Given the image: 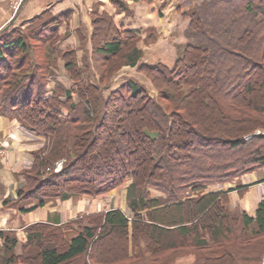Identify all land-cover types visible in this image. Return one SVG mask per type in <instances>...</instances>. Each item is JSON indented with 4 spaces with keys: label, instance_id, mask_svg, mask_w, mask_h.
Wrapping results in <instances>:
<instances>
[{
    "label": "trees",
    "instance_id": "1",
    "mask_svg": "<svg viewBox=\"0 0 264 264\" xmlns=\"http://www.w3.org/2000/svg\"><path fill=\"white\" fill-rule=\"evenodd\" d=\"M111 1L117 9H126L122 0ZM210 11L222 28L201 37L200 17ZM184 16L189 19L186 41L171 67L138 64L141 50L134 44L122 56L125 65L143 72L155 88L157 83H167L182 90L179 98L167 93L161 96L158 89L155 98L150 97L132 79L103 95L118 69L106 81L96 70L95 81L82 83L75 51L57 47L56 26L68 20L69 13L52 15L46 10L0 29V114L52 143L50 158L42 152L34 154L18 200L34 199L36 207L74 195L95 197L130 178L127 207L132 213L129 217L112 208L61 225H29L20 254L14 253L15 238L6 237L0 264H68L88 248H96L102 238L119 235L124 239L123 256L128 259L141 258L144 249H137L138 242L147 249V240L153 239L164 249L189 243L200 251L219 246L214 251L220 255L205 258L204 264H238L233 251L241 255L243 264L260 263L264 243L256 246L259 241L255 240L264 236V200L252 217L234 213L226 205V194L244 186L199 192L208 183L229 181L264 166V134L244 139L264 129V0H210ZM96 17L105 19L111 35L98 46ZM92 26L94 69L95 54L100 55L99 61L118 58L124 45L139 40L135 31L119 28L106 14H93ZM32 42L40 43L41 58ZM57 58L77 84V101L60 83L47 89ZM99 66L112 69L103 63ZM192 104L215 117L219 116L217 107L232 133L205 134L200 119L186 130L189 139H183L182 121L193 116L194 110L188 107ZM98 140L104 144L101 154L112 156L114 163L85 164L89 147ZM60 158L65 159L60 171L45 172ZM148 188L165 197L151 198ZM187 189L194 195L184 196ZM69 232L74 233L72 237ZM105 247L104 251L116 250L107 241Z\"/></svg>",
    "mask_w": 264,
    "mask_h": 264
},
{
    "label": "crops",
    "instance_id": "2",
    "mask_svg": "<svg viewBox=\"0 0 264 264\" xmlns=\"http://www.w3.org/2000/svg\"><path fill=\"white\" fill-rule=\"evenodd\" d=\"M122 1L125 2L126 9H117L111 0H27L18 13H15L14 25L21 24L46 10L52 15L69 13L68 20H62L56 26L59 35L57 47L62 51L72 48L76 51L78 59L84 57L86 68L93 71L92 81L96 79L92 55L93 14H106L119 28L135 31L140 38L138 48L142 51L139 64L154 65L162 62L170 66L176 57V48L185 43L184 31L189 23L188 18L176 13L169 14L172 4L170 0ZM165 14L171 17L166 20ZM7 23L6 18L2 19L0 29ZM172 26L176 33L170 30ZM130 69L133 68L127 66L121 73L125 74ZM51 70L53 76L48 80L47 89H52L56 82L65 87V82L57 78L58 74H65L64 62L57 58ZM119 78L117 75L111 83L115 84ZM45 142V137L28 131L15 119L0 114V250L6 237H13L14 253L20 254L27 239L25 229L35 223L61 225L82 215L106 212L112 207L120 209L129 217L132 215L125 211L128 185L121 189V192L112 190L99 198L74 195L63 200H48L44 205L36 207L34 199L18 200L19 189L26 181L24 173L32 169L34 154ZM259 174L264 178V171ZM149 193L151 198L159 196V193L153 190H149ZM229 198L231 204L237 201L248 216H254L257 202L253 191L249 190L237 200L238 191L232 190L229 192ZM73 234L69 232L68 236L72 237ZM131 254L130 247L129 255Z\"/></svg>",
    "mask_w": 264,
    "mask_h": 264
},
{
    "label": "rangeland",
    "instance_id": "3",
    "mask_svg": "<svg viewBox=\"0 0 264 264\" xmlns=\"http://www.w3.org/2000/svg\"><path fill=\"white\" fill-rule=\"evenodd\" d=\"M26 1L27 0H24V2L19 6V8L22 5H24V3ZM16 2H17V0H0V22H2V19H5V18H6L7 22H9L10 19H12L13 16L15 15V13L16 12L18 13L19 9L16 10V12L14 10ZM170 2L172 4H170V8L168 7L170 9L169 14L170 13H176L179 16H184V14L186 12L199 7L203 3H208V2H210V0H170ZM212 13L213 12L210 11L204 15H201V17H200L201 22L198 24L199 25L198 31L200 32L201 37H203L204 35H207L208 31H210V30L214 31V30H220L222 28V26L220 25L221 24L220 19H218L216 15L214 17H211L213 15ZM179 16H177V17H179ZM165 17H166V20H168L169 17H171V15L168 16L165 14ZM64 21L66 22V20H64ZM188 21H189V19H188ZM95 26H96L95 45L98 46L99 42H103L107 39H110L111 35L108 34L109 32H108L107 24H106V21L104 18H103V20H100L99 17H96ZM170 30L174 31V26H172ZM172 33H176V31H174ZM139 43H140V38H139V40H137L135 42H131V43L124 45L122 47L121 57H118V58H113V59H111V58L105 59L104 58V59L99 61L100 55L95 54L97 69L95 67L94 73L96 70L99 72L101 71V73L105 76L104 80L106 81L108 79V77L110 76V73L115 72V70L118 69L117 72L113 76L114 77H116L117 75L120 76L119 80L115 84L110 83V85H109L110 89L105 90L103 92V95H108V93L110 91H113L116 88H118V86L122 82H124L125 80L132 79V80H135L136 82H138L139 84H141L143 87H145V89L147 90V93H148V95H150V97L155 98V96H156V94H158V90H159L160 93L162 94L161 96H163V94L167 93V94H170L174 98L175 97L179 98L182 95V90H180L179 88H175L176 86H173V84H167V83H157L158 88H155L151 84L150 79L143 72L138 71V69L136 67H130L129 66L130 68H133V69L127 70V72L125 74L121 73V71L125 67H127V65H125V58L122 57L123 54L125 53L126 49L131 47L132 44H134L136 47H138ZM32 44L34 46H36V48H38L37 49L38 50L37 51L38 57L41 58V53L39 50V47L41 46L40 43L32 42ZM184 44L181 46H178L176 48V52H177L176 57L178 55H180V53L182 51V47L184 46ZM71 49L72 48H66V50H71ZM141 54H142V51H141ZM76 61H77L76 62L77 66L80 68L81 73H82V77H81L82 83L91 82L92 81L91 77H92L93 71L88 70L86 68L85 58L81 56V58L78 59L76 56ZM100 63H103V65L107 64L108 67H111L112 69H107V66L105 67L106 69L104 68V66L100 67L99 66ZM138 64H139V62H138ZM162 64L166 65L165 63H162ZM172 64L170 65V67L172 66ZM203 64H204V62H202V61L199 63L200 66H202ZM65 76H66V81H65ZM57 78L59 79V81L65 82V88L71 90L72 98L75 101H77L78 94L75 91L77 84L72 79H70V76L68 75V73L65 71L64 76L62 74H58ZM138 79L140 81H138ZM78 83H80V82H78ZM162 102H164V100H162ZM243 103H245V102H243ZM188 107L189 108L191 107L194 110V113H193V116H190V118H188L187 120L185 119L184 123L182 121V128L181 129H183V133H182V135L184 137L183 139H185V138L189 139L190 136H188V134H187L188 132L186 130L189 129V125L191 123H195V122L199 121L200 119H201V121H203L200 123V128L202 129V131L205 134H218V135H220V134H222L221 132H223V130H225L226 132L232 133L230 126L226 125L224 123L223 117L220 114L217 107H215V110L218 111V115H219L218 117L219 118L202 113L199 110L197 104H192ZM182 113H184V112L182 111ZM197 128L200 130V128L198 126H197ZM261 134H264V129H256V130H254V132L249 133L248 135H245L244 139L247 140L254 135H261ZM215 136H217V135H215ZM51 144H52L51 141H48L46 139V142L44 143L42 148L37 152H42L50 158L51 153L48 151L50 150ZM96 144L93 147L92 146L89 147L88 152H87L88 154H87V157L85 159V164H90L92 167V166H95V163L98 161H100L103 164L114 163L113 162L114 159L112 156H110V155L109 156H103L101 154V149H103V147H104V144L102 143V141L99 142V140H98ZM48 154H50V155H48ZM34 160H35V158H34ZM64 161H65L64 158L56 159L54 161L53 165L51 166V168L46 167L45 172H50V171L58 172V171H60ZM56 162H58V164H59L58 165L59 166L58 171L53 170V166L55 165ZM263 171H264V166H261V167L252 169L248 172L242 173V174L234 177L233 179H231L229 181L208 183L205 186V188L199 193H204V192H209V191H227L228 189H231V188L233 189V188H236L238 186H244V187H246L245 189L237 190L238 191L237 200L242 198L250 190V191H253V193L255 195L256 202H257V206H258V203L260 201L264 200V180H263L264 178H261V175L259 174L260 172L262 174ZM89 173H91V172H89ZM256 177H257V179H256ZM130 183H131V179L128 178V179L124 180L114 190L121 192V189H124V187H126ZM149 190L152 191L153 189L148 188V191ZM153 191L159 193V196H157V197H165V194L161 193L160 191H156V190H153ZM108 193H105V194H108ZM118 195L120 196V194H118ZM149 195H150V193H149ZM186 195L193 196L194 193H191L189 191V189H187L184 192V196H186ZM226 195H227L226 196V199H227L226 205L228 207V210H230L234 213L244 212L240 208V205L237 201H235V203H233V204L230 203L229 192ZM103 196H104V194L98 195L96 197L99 198V197H103ZM257 206H256V208H257ZM124 210H125V205H124ZM125 211H126V213L127 212L131 213V210L128 207L126 208ZM206 239L209 240L207 242V244L211 245L212 241L209 239V237H206ZM262 239H263V241H262ZM106 241L112 245H116V248H115L116 250L113 249V250H111V252L110 251H104L106 248L105 247ZM256 241L257 242L259 241V243L256 246L263 244L264 243V236L256 238L255 242ZM252 243H254V241H252ZM107 245H109V244H107ZM146 245H147V249L143 245V242H141V241L138 242V245L136 246L137 249L138 248L140 250L144 249L143 252H141V253H143L141 255L142 257L138 258V259L137 258L128 259V258H125L123 256L124 255V239H123L122 235L116 236L114 238H112V236H109L107 238L104 237V238H102V240H100L98 242V245L96 246V248H94V249H92L91 247L88 248L84 255L74 259L72 262H70L68 264H83V263H85V264H202L203 263L204 264L205 258L209 259L211 257H218L220 255V251H214L215 249H218L219 246H213L214 248L212 246H210L209 248H204L205 250L200 251L199 250L200 248L198 246H195L192 243H189L186 246L178 245L175 248L164 249V246H162L161 243H159V242L155 243L153 241V239L149 240V241L147 240ZM99 252H101L100 256H99ZM232 254L235 257L234 262H236L238 264L239 263L243 264L242 260L240 259L241 255L237 254L234 251L232 252ZM238 255H239V257H238ZM179 261H181V262H179ZM263 261H264V251L262 252L261 260H260L259 264H261Z\"/></svg>",
    "mask_w": 264,
    "mask_h": 264
},
{
    "label": "built area",
    "instance_id": "4",
    "mask_svg": "<svg viewBox=\"0 0 264 264\" xmlns=\"http://www.w3.org/2000/svg\"><path fill=\"white\" fill-rule=\"evenodd\" d=\"M24 2V0H17V2H16V5H15V7H14V10H15V12H16V10H18L19 9V6L22 4ZM59 164H58V162H56L55 163V165L53 166V170L54 171H58V166ZM261 264H264V261L261 263Z\"/></svg>",
    "mask_w": 264,
    "mask_h": 264
},
{
    "label": "water",
    "instance_id": "5",
    "mask_svg": "<svg viewBox=\"0 0 264 264\" xmlns=\"http://www.w3.org/2000/svg\"><path fill=\"white\" fill-rule=\"evenodd\" d=\"M14 21H15V15L13 16L12 19H10V21L8 22V24H6V25L4 26V29H6V28H8L9 26H11V25L14 23Z\"/></svg>",
    "mask_w": 264,
    "mask_h": 264
}]
</instances>
